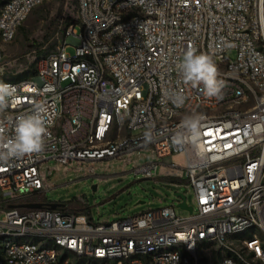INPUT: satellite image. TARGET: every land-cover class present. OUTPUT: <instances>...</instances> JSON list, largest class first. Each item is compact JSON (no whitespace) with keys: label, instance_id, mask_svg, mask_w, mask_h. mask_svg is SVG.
Instances as JSON below:
<instances>
[{"label":"built area","instance_id":"built-area-1","mask_svg":"<svg viewBox=\"0 0 264 264\" xmlns=\"http://www.w3.org/2000/svg\"><path fill=\"white\" fill-rule=\"evenodd\" d=\"M45 1L0 0V70L4 43ZM77 1L79 21L36 73L0 79L17 88L0 112L5 138L37 104L54 120L41 153L0 162V264H264V0ZM192 47L212 55L222 98L183 82L178 64ZM143 149L183 156L133 171L187 179L188 215L173 203L95 223L50 205L11 207L48 189L56 169L128 162Z\"/></svg>","mask_w":264,"mask_h":264},{"label":"rangeland","instance_id":"rangeland-1","mask_svg":"<svg viewBox=\"0 0 264 264\" xmlns=\"http://www.w3.org/2000/svg\"><path fill=\"white\" fill-rule=\"evenodd\" d=\"M78 20L77 0H46L38 5L18 29L14 41L4 43L5 60L1 64L0 75L14 76L30 74V67L37 64L46 51L55 49L63 38L67 23ZM72 23V22H71ZM81 32V27L77 26ZM68 52L74 54L76 45L71 43ZM228 55L236 58V52ZM132 161L101 163L86 161L69 167H61L48 177V189L33 196L15 201L66 202L71 199L82 202V213L90 215L95 223L125 218L149 208H159L176 204L177 213L186 216L189 210L178 206L176 192H185L189 204L193 202V191L186 187L187 179L171 176L147 178L143 173H135L137 164L153 160L170 166L173 161L182 163V155L155 158L150 150L143 149L131 155ZM157 171L159 172L160 166ZM55 168V160L45 163ZM8 199L7 196H0ZM143 200V203L138 201Z\"/></svg>","mask_w":264,"mask_h":264},{"label":"clouds","instance_id":"clouds-1","mask_svg":"<svg viewBox=\"0 0 264 264\" xmlns=\"http://www.w3.org/2000/svg\"><path fill=\"white\" fill-rule=\"evenodd\" d=\"M178 69L185 84L194 88L202 86L204 94L210 98H222L224 82L218 79V67L212 55L198 53L194 47L189 48L178 64ZM16 94V86L0 82V112L9 107L10 102L16 99ZM184 125L195 132L198 130V118L188 117ZM53 126L54 120L41 104H37L31 114L16 118L14 135L11 137H4L3 124L0 123V162L41 153L44 150L45 137L50 135Z\"/></svg>","mask_w":264,"mask_h":264},{"label":"trees","instance_id":"trees-1","mask_svg":"<svg viewBox=\"0 0 264 264\" xmlns=\"http://www.w3.org/2000/svg\"><path fill=\"white\" fill-rule=\"evenodd\" d=\"M71 22H73V21H71ZM71 22H68L67 25H69ZM30 72H31L30 74L24 73V74H19V75H14V76L0 75V79L1 80L16 81V80H20L23 78L30 77L36 73V64L32 65L30 67ZM42 203H44V205H50V202H42ZM59 203H60L59 208L62 210L74 212L76 214H83L82 210L84 209L85 206L83 205L82 202L75 201V199H71L69 201L59 202Z\"/></svg>","mask_w":264,"mask_h":264},{"label":"water","instance_id":"water-1","mask_svg":"<svg viewBox=\"0 0 264 264\" xmlns=\"http://www.w3.org/2000/svg\"><path fill=\"white\" fill-rule=\"evenodd\" d=\"M177 196H181L183 198V201L178 204V206L183 207V208H189L192 210V207L187 206V203L185 201L186 195L183 192H176ZM143 200L138 201V203H143ZM44 206V203L38 202V201H33V202H27V203H21V204H13L11 207H20V208H41ZM60 206L59 202H50V207L52 208H57Z\"/></svg>","mask_w":264,"mask_h":264}]
</instances>
